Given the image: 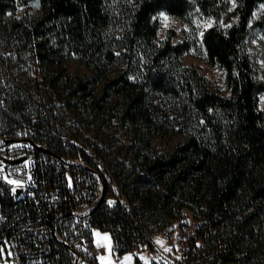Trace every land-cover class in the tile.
Returning a JSON list of instances; mask_svg holds the SVG:
<instances>
[{"label":"trees","instance_id":"16d2710c","mask_svg":"<svg viewBox=\"0 0 264 264\" xmlns=\"http://www.w3.org/2000/svg\"><path fill=\"white\" fill-rule=\"evenodd\" d=\"M31 1L0 0V138L31 141L41 183L58 186L61 201L5 192L9 225L70 230L69 168L101 177L90 226L119 255L153 246L152 235L190 211L188 264H264V67L251 49L264 0H38L39 14ZM160 12L191 26L215 19L200 42L224 70L223 89L182 61L197 36L159 39ZM113 182L125 204L109 207ZM87 185L94 194L96 180ZM8 235L4 225L0 238ZM41 264L74 263L54 237Z\"/></svg>","mask_w":264,"mask_h":264},{"label":"built area","instance_id":"2783aa9c","mask_svg":"<svg viewBox=\"0 0 264 264\" xmlns=\"http://www.w3.org/2000/svg\"><path fill=\"white\" fill-rule=\"evenodd\" d=\"M0 156L5 162L6 171L13 176L21 179H28V167L32 173V181L26 186V194L22 197L14 195L17 189L13 185H9L0 180V196L9 193L14 201H33L36 205H54L61 201V190L58 186H48L41 183V176L38 173L39 156L36 148L30 142H21L20 144H6L0 138ZM24 158L23 160H21ZM28 161V163H27ZM76 162V161H75ZM70 163H73L70 160ZM65 188L67 192L75 196V202L70 206L69 229L61 231L59 227L51 229L46 222L38 224L27 223L20 229L9 225V219L4 212L1 211L0 228L4 225L9 231L8 236L0 238V264H4L3 249L6 251L11 248V254L8 258L12 259V264H41L44 255L50 250V240L54 237L64 241L68 245V249L72 256L74 264H103L100 260L101 249L95 242L93 229L90 226V214L96 203L102 196L103 186L99 175H83L82 172L72 174L69 168L65 172ZM109 177V175H107ZM92 179L96 180V188L94 194H89L88 183ZM115 189V198L107 199L109 207L115 205L116 199L125 204V199L118 189L116 183L113 182ZM22 192L24 188H21ZM21 192V193H22ZM64 219V218H63ZM68 221V220H66ZM98 230V229H96ZM53 231V232H52ZM39 237V242L31 243L29 237ZM177 261H169L163 264H188L185 255Z\"/></svg>","mask_w":264,"mask_h":264},{"label":"rangeland","instance_id":"374dc122","mask_svg":"<svg viewBox=\"0 0 264 264\" xmlns=\"http://www.w3.org/2000/svg\"><path fill=\"white\" fill-rule=\"evenodd\" d=\"M29 13L39 14L40 3L38 0H32L29 6ZM264 16V2L259 3L254 11V18ZM161 26L158 31L159 39L164 38L169 30L175 31L176 35L173 38L174 42H180L187 37H198V45L195 49L185 53L182 61L187 65H194L198 67L201 72L206 75L214 88L223 89L224 70L217 65H209L205 60V53L200 42L204 29L216 23L213 18H194V26H191L184 19L178 18L160 12L158 14ZM225 25L224 23H222ZM251 49L259 58L264 67V31H260L256 38L253 39ZM226 93V92H224ZM259 107L264 109V94L260 96ZM21 142H14L13 144H20ZM28 163V161H27ZM28 179H21L10 175L5 169V163L0 164V180L9 185H13L14 189L24 188V191L19 194L22 197L26 194V186L29 181H32V173L28 167ZM17 196L16 193H14ZM2 211V204L0 201V216ZM185 223H176L168 230L152 235L153 246L146 244L143 248L133 249L130 252L119 255L112 248V240L107 232L99 230L94 231L95 242L101 249L100 260L103 264H163L169 261H177L182 259L185 250L189 248V238L194 231L196 222L192 218L190 211L186 212ZM200 241L198 242V244ZM11 248L8 247L6 251L3 249L4 264H12V259L8 258L11 253Z\"/></svg>","mask_w":264,"mask_h":264},{"label":"water","instance_id":"95a60500","mask_svg":"<svg viewBox=\"0 0 264 264\" xmlns=\"http://www.w3.org/2000/svg\"><path fill=\"white\" fill-rule=\"evenodd\" d=\"M26 141H29V142H31L29 139H21V138H13V139H8V140H6L5 142L7 143V144H10V143H14V142H26ZM24 158H22L21 160H23ZM1 162H6V160L3 158V157H1L0 156V164H1ZM22 192V189L21 188H18L17 189V191H16V194L18 195V194H20Z\"/></svg>","mask_w":264,"mask_h":264}]
</instances>
